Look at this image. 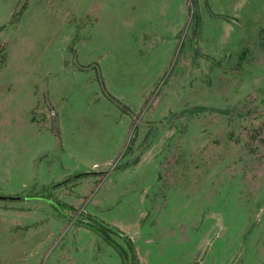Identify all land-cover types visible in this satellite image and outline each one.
Instances as JSON below:
<instances>
[{"label": "rangeland", "instance_id": "374dc122", "mask_svg": "<svg viewBox=\"0 0 264 264\" xmlns=\"http://www.w3.org/2000/svg\"><path fill=\"white\" fill-rule=\"evenodd\" d=\"M137 263L264 264V0H0V264Z\"/></svg>", "mask_w": 264, "mask_h": 264}, {"label": "trees", "instance_id": "16d2710c", "mask_svg": "<svg viewBox=\"0 0 264 264\" xmlns=\"http://www.w3.org/2000/svg\"><path fill=\"white\" fill-rule=\"evenodd\" d=\"M100 227L103 228L106 232H111V233H113V234H121L118 230H114L113 228H111V227L108 226V225L101 224ZM126 241H127V243H128V246H129V248H130V250H131V252H132L134 258L136 259V255H135V252H134V246H133L132 241H130V240H128V239H127ZM137 264H138V263H137Z\"/></svg>", "mask_w": 264, "mask_h": 264}]
</instances>
